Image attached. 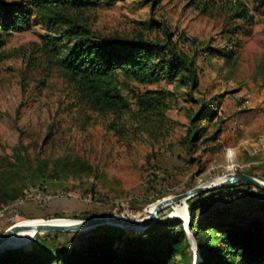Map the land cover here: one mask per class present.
Masks as SVG:
<instances>
[{"label":"rangeland","instance_id":"rangeland-1","mask_svg":"<svg viewBox=\"0 0 264 264\" xmlns=\"http://www.w3.org/2000/svg\"><path fill=\"white\" fill-rule=\"evenodd\" d=\"M242 12L249 24L238 17ZM85 15L93 29L105 35L134 36L143 31L149 37L163 38L162 26L154 27L153 20L163 22L178 46L196 59L200 77L193 93L196 100L186 95L188 87L166 82L148 85L174 91L167 112L170 121L162 136L136 134L124 127L127 120L114 121L111 115L77 102L63 72L41 56L44 25L33 17L28 28L12 32L0 48V190L6 178L14 191L45 186L53 198L44 205L31 199L6 204L0 192V235L10 226L41 219L78 220L109 214L143 219L147 207L157 200L215 183L232 172L264 180V153H251V143L264 135V0H114L86 9ZM120 79L126 81L121 82L124 93H130L128 83L137 86ZM204 104L231 116L224 120L218 115L213 124L203 121L205 131L197 150L188 152L181 141L190 128V112ZM235 106L241 107L242 115H249L237 120L235 136L220 134L216 140L203 142L216 129L214 124L230 120ZM222 141L250 142L231 149ZM236 188L234 198L218 196L206 210L219 208L228 215L235 211L248 219L252 201L264 203V194L255 186ZM187 203L165 207L158 213V223L187 220ZM98 227L58 235L32 231L18 247L49 243L64 250L88 247L93 252L110 244L124 248L126 237L118 241L114 236L121 227ZM123 229L130 236L139 231ZM157 235L134 239L131 244L148 246ZM187 253L194 264L190 242ZM175 260L185 264L186 259L177 255Z\"/></svg>","mask_w":264,"mask_h":264},{"label":"trees","instance_id":"trees-1","mask_svg":"<svg viewBox=\"0 0 264 264\" xmlns=\"http://www.w3.org/2000/svg\"><path fill=\"white\" fill-rule=\"evenodd\" d=\"M103 1L114 0H0V48L12 32L28 28L32 18H38L45 30L39 46L40 54L46 62L63 72L77 102L93 111L111 115L114 121L127 120L123 121L124 127L136 134L162 136L166 123L170 121L167 112L172 108L175 93L164 87L150 89L147 86L166 82L175 87H188L186 95L190 100H196L193 93L200 84L196 59L178 46L174 34L163 22L155 19L154 27L162 26L163 38L149 37L143 31L134 36L105 35L93 29L85 10ZM245 14L238 13V17L249 24ZM250 32L248 29L247 34ZM120 78L137 86L131 87L128 83L130 93H124L121 82L126 84V81ZM190 114V128L181 141L188 152L197 150L203 137L205 130L201 123L207 120L213 124L218 118V110L214 105L204 104ZM214 126L216 129L212 135L205 137L203 142L216 140L222 133L220 124ZM2 182L0 192L4 203L8 204L23 194L24 190L10 189L8 179ZM239 185L253 187L250 183L238 182L188 200L190 228L198 242L197 264H264V203L252 201L248 219L240 218L235 211L228 215L219 208L214 211L205 208L218 196L234 198L236 192L233 191ZM260 192L264 194V190L260 189ZM205 194L211 195L204 197ZM158 221L139 228L134 233L137 236L128 235L124 229L115 233L118 241L126 237L121 249L110 244L101 252L90 251L88 247L64 250L46 243L42 247L32 245L0 251V264H177V255L186 259L185 264H190L184 221L180 218ZM151 234H159L152 244H131L134 239Z\"/></svg>","mask_w":264,"mask_h":264},{"label":"water","instance_id":"water-1","mask_svg":"<svg viewBox=\"0 0 264 264\" xmlns=\"http://www.w3.org/2000/svg\"><path fill=\"white\" fill-rule=\"evenodd\" d=\"M238 182H247L261 190H264V180L244 172H232L223 176L219 181L215 183L201 184L183 193L163 197L157 200L154 203V206L150 214L145 219L109 214V215H103L92 218L78 219L75 220L74 223H69V224L55 223L52 221L56 219H48V220H44V222L42 223L25 224L15 227L10 226L0 235V246L3 245L8 239H10L18 230H29V231L41 232V233L78 232V231H85L88 229H92L101 225H115V226L118 225L122 229L125 227H134V226L139 228L142 227L146 228L149 225L156 222L158 213L162 211L165 207L171 205L172 203L181 202V201L187 203L189 199L195 197L198 194L218 190L236 184ZM186 205L188 209L187 212L188 216H187V220H184V228L188 234L189 242L193 246L195 252L194 264H197L199 259L198 242L190 228L191 215H190L188 203ZM17 248H22V247L7 248V249L1 248L0 251L17 249Z\"/></svg>","mask_w":264,"mask_h":264},{"label":"crops","instance_id":"crops-1","mask_svg":"<svg viewBox=\"0 0 264 264\" xmlns=\"http://www.w3.org/2000/svg\"><path fill=\"white\" fill-rule=\"evenodd\" d=\"M242 113L243 111L241 107L235 106L233 108L232 117L230 118V120L224 121L225 118L231 116V114L229 115L227 111H225L224 113L218 112V115L222 116V118L224 119V120L221 119V123H220L222 125V133H221L222 137H224L225 135L233 134L236 131L235 126H236L237 120L241 117ZM242 116L249 117V115H242ZM250 128L251 127H248L247 130H249ZM233 136L235 135L233 134ZM224 142L228 144L229 148L237 149L238 147L242 145V143L250 142V141H222V143ZM251 144H252V147H251L252 154L255 155L256 153H259V154L264 153V135H260L259 141H253V143Z\"/></svg>","mask_w":264,"mask_h":264},{"label":"bare ground","instance_id":"bare-ground-1","mask_svg":"<svg viewBox=\"0 0 264 264\" xmlns=\"http://www.w3.org/2000/svg\"><path fill=\"white\" fill-rule=\"evenodd\" d=\"M174 203H178V202H174ZM174 203H172V204H174ZM153 206H154V203L147 207V210H146L147 216L146 217H148V215L150 214ZM145 218H143V219H145ZM44 220H48V219L36 220L34 222H28V223H25V224L42 223V222H44ZM157 220H158V216H157ZM52 222L69 224V223H74L75 220H70V219H56V220H53ZM25 224H23V225H25ZM128 228H131V227H128ZM133 228H139V227H135L134 226ZM30 232H32V231H29V230H18L10 239H8L3 245L0 246V249L1 248H6L7 249V248H15V247H18L19 244H20V242L22 241V239L26 235L30 234Z\"/></svg>","mask_w":264,"mask_h":264},{"label":"built area","instance_id":"built-area-1","mask_svg":"<svg viewBox=\"0 0 264 264\" xmlns=\"http://www.w3.org/2000/svg\"><path fill=\"white\" fill-rule=\"evenodd\" d=\"M65 194V193H62ZM68 195V194H66ZM52 196L48 195L45 192V186H39L36 188V190H25L23 194L16 200L17 204H21L28 200H33L34 202H37L40 205L47 204L52 200Z\"/></svg>","mask_w":264,"mask_h":264}]
</instances>
